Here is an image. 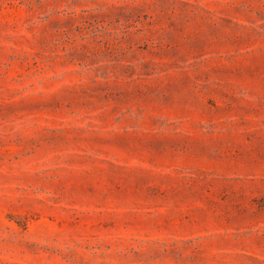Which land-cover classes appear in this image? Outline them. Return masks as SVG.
Wrapping results in <instances>:
<instances>
[{"label": "rangeland", "instance_id": "obj_1", "mask_svg": "<svg viewBox=\"0 0 264 264\" xmlns=\"http://www.w3.org/2000/svg\"><path fill=\"white\" fill-rule=\"evenodd\" d=\"M0 264H264V0H0Z\"/></svg>", "mask_w": 264, "mask_h": 264}]
</instances>
